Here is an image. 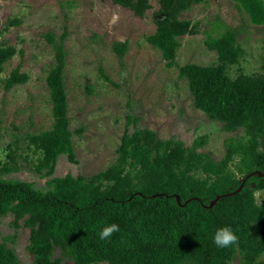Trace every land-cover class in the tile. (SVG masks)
I'll return each instance as SVG.
<instances>
[{"label": "trees", "instance_id": "1", "mask_svg": "<svg viewBox=\"0 0 264 264\" xmlns=\"http://www.w3.org/2000/svg\"><path fill=\"white\" fill-rule=\"evenodd\" d=\"M148 1L111 0L141 18L150 9ZM202 1L157 0L156 30L145 40L161 52L167 67L173 65L177 38L196 34V25L179 15ZM232 1L252 25L264 26L262 0ZM237 35V30L226 28L206 40L208 50L217 55L215 64L178 68L194 108L216 123L219 132L242 133L223 140L221 159L201 151L208 136L186 147L175 138L161 140L152 130L135 129L122 135L114 162L89 178H54L47 192L26 181H0V220L10 216L11 227L28 230L26 251L33 264H64V258L72 264H264V203L257 205L252 195L264 193V175L253 174L243 182L251 173L264 172V61L259 73L238 70L232 78L228 70L242 57ZM43 37L54 51V66L45 78L52 124L26 138L27 148L37 156L31 164L35 173L51 177L60 155L77 161L63 78L66 32L59 41L50 33ZM113 50L122 57L126 43L113 44ZM15 53L13 47L0 46V66ZM25 81L17 67L4 87ZM7 149V160L0 163L5 174L17 171V157L11 146ZM111 224L119 225V231L101 240L100 231ZM225 226L238 236V243L220 248L213 237ZM7 241L13 238L0 241V264H22ZM56 250L60 257L54 256Z\"/></svg>", "mask_w": 264, "mask_h": 264}, {"label": "rangeland", "instance_id": "2", "mask_svg": "<svg viewBox=\"0 0 264 264\" xmlns=\"http://www.w3.org/2000/svg\"><path fill=\"white\" fill-rule=\"evenodd\" d=\"M148 4L150 9L141 18L111 0H0V46L16 50L0 66V163L7 160L8 146L17 157V171L5 174L0 169V181H26L47 192L54 178H89L114 162L122 135L135 129L152 130L161 140L175 138L186 147L199 136H208L201 151L216 160L223 157V140L239 137L241 131L221 133L216 123L196 110L186 80L178 78V68L215 64L217 55L208 50L206 40L230 28L238 32L242 57L238 66L229 68V75L234 78L238 70L259 73L264 61V26L252 25L232 0L192 4L179 19L196 25V34L177 38L173 65L167 67L161 52L145 40L156 30L160 8L157 0ZM64 32L68 129L77 162H69L62 154L54 174L46 177L31 166L37 156L27 148L26 136L51 128L52 105L45 78L54 66V51L43 35L53 34L59 41ZM115 43H126L122 57L113 50ZM17 67L26 81L7 90L4 81ZM128 118L133 121L129 123ZM10 221V216L0 220V241L13 238L7 241L8 247L22 264H33L26 251L28 230L15 229ZM54 256L60 257L59 250ZM63 263L72 264L65 258Z\"/></svg>", "mask_w": 264, "mask_h": 264}, {"label": "clouds", "instance_id": "3", "mask_svg": "<svg viewBox=\"0 0 264 264\" xmlns=\"http://www.w3.org/2000/svg\"><path fill=\"white\" fill-rule=\"evenodd\" d=\"M235 175H239V173H235ZM254 202L259 205L261 203H264V200H261V196L264 195V193H261V191H255L253 194ZM119 231V225L117 224H111L108 226H105L99 233L100 239L105 240L112 236L113 233ZM214 243L220 247V248H226L230 245L237 244L238 243V236L233 232V230L230 227H222L218 229L213 237Z\"/></svg>", "mask_w": 264, "mask_h": 264}, {"label": "water", "instance_id": "4", "mask_svg": "<svg viewBox=\"0 0 264 264\" xmlns=\"http://www.w3.org/2000/svg\"><path fill=\"white\" fill-rule=\"evenodd\" d=\"M253 174H258V176H263V175H264V172H263V173H260V172H254V173H251V174H249L248 176H246V178L243 180V182H245V180H246L247 178H249L250 176H252ZM241 188H242V185H240V187H239V188L237 189V191L234 192V193L239 192V191L241 190ZM178 199H179V198L177 197V200H178ZM213 204H214V201L211 202V204L209 205V207H211Z\"/></svg>", "mask_w": 264, "mask_h": 264}]
</instances>
